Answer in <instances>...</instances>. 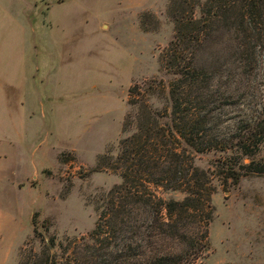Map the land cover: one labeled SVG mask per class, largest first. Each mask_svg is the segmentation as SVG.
I'll return each instance as SVG.
<instances>
[{
	"label": "rangeland",
	"instance_id": "374dc122",
	"mask_svg": "<svg viewBox=\"0 0 264 264\" xmlns=\"http://www.w3.org/2000/svg\"><path fill=\"white\" fill-rule=\"evenodd\" d=\"M175 1L0 0V264L40 253L32 220L56 244L94 229L101 200L121 183L110 170L119 142L135 130L130 90L169 112L174 75L160 57L173 36ZM187 149L213 188L202 263L264 264V175L223 185L221 161L230 154ZM251 160L264 163V142L242 163Z\"/></svg>",
	"mask_w": 264,
	"mask_h": 264
},
{
	"label": "trees",
	"instance_id": "16d2710c",
	"mask_svg": "<svg viewBox=\"0 0 264 264\" xmlns=\"http://www.w3.org/2000/svg\"><path fill=\"white\" fill-rule=\"evenodd\" d=\"M175 3L173 36L160 57L174 75L169 112L153 111L137 86L130 90L129 103H138L135 130L119 142L110 170L121 183L101 200L94 229L56 244L32 220L42 250L25 264H203L213 188L187 148L230 154L221 161L223 185L264 175L263 162L242 163L264 142V0ZM208 51L212 57L205 58ZM158 190L184 197L164 200Z\"/></svg>",
	"mask_w": 264,
	"mask_h": 264
},
{
	"label": "crops",
	"instance_id": "0c3cea01",
	"mask_svg": "<svg viewBox=\"0 0 264 264\" xmlns=\"http://www.w3.org/2000/svg\"><path fill=\"white\" fill-rule=\"evenodd\" d=\"M1 82H2L1 84H4L5 83L4 80H2ZM32 114H33V112H32Z\"/></svg>",
	"mask_w": 264,
	"mask_h": 264
}]
</instances>
